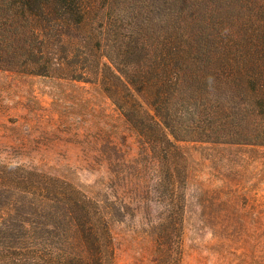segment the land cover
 Instances as JSON below:
<instances>
[{
	"label": "trees",
	"instance_id": "obj_1",
	"mask_svg": "<svg viewBox=\"0 0 264 264\" xmlns=\"http://www.w3.org/2000/svg\"><path fill=\"white\" fill-rule=\"evenodd\" d=\"M0 71L100 85L161 165L155 264H181V144L264 147V0H0ZM110 210L0 163V264H115Z\"/></svg>",
	"mask_w": 264,
	"mask_h": 264
},
{
	"label": "rangeland",
	"instance_id": "obj_2",
	"mask_svg": "<svg viewBox=\"0 0 264 264\" xmlns=\"http://www.w3.org/2000/svg\"><path fill=\"white\" fill-rule=\"evenodd\" d=\"M181 148L189 172L181 264H264V147ZM155 156L142 153L99 84L0 71V163L38 168L111 206L115 264H155L151 229L163 213Z\"/></svg>",
	"mask_w": 264,
	"mask_h": 264
}]
</instances>
